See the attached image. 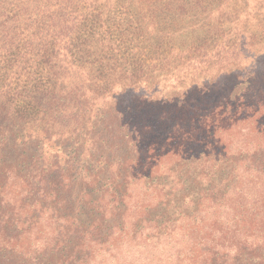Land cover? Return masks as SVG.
Instances as JSON below:
<instances>
[{
  "label": "trees",
  "instance_id": "trees-1",
  "mask_svg": "<svg viewBox=\"0 0 264 264\" xmlns=\"http://www.w3.org/2000/svg\"><path fill=\"white\" fill-rule=\"evenodd\" d=\"M192 91L245 146L126 122ZM0 264H264V0H0Z\"/></svg>",
  "mask_w": 264,
  "mask_h": 264
},
{
  "label": "rangeland",
  "instance_id": "rangeland-1",
  "mask_svg": "<svg viewBox=\"0 0 264 264\" xmlns=\"http://www.w3.org/2000/svg\"><path fill=\"white\" fill-rule=\"evenodd\" d=\"M253 69L254 72L257 71V65L256 69ZM238 76V73H233L229 78H222V80L217 85V90L226 87L227 84L234 83V81L236 82ZM239 81L243 83L244 78L243 80ZM215 96V99L213 98L212 100H216L219 98V96H217L216 94ZM196 97L197 96H194L192 91L190 92V94H188V96H186V98H175L178 99L175 105L180 106L179 109L171 110V113H169L170 111L167 112L166 107V111L155 110L157 113L151 112L149 114L143 113L141 111V108L139 109V102L136 99L127 98L126 102L129 104L124 109L125 112H128L126 115V122H128V124H131V128H134L135 126H138L139 129H143V127L150 128L149 130L150 132H152L151 134H154L155 136H159L161 138L163 137V139H161V142H164L170 136L172 137L169 140L170 144H176L179 142L186 143L187 147H190L189 150L193 152V156L196 153L205 152V150H207V153H209L210 149H216L215 146H217L218 143H220L218 148H220L223 144L226 149H230L231 147L235 148V150H233L234 152L246 145L247 138L246 136H244L245 131H242L240 129L247 127L244 123H240V121H242L241 118L235 119L234 117H223L222 114H214L212 115V117L208 118L210 114L202 115L196 110L193 111L192 102ZM207 103L210 104V101H208ZM128 107H130V110ZM204 116L206 120H204ZM215 121H217L216 123L218 124V126H221L220 128H212V125L215 123ZM149 125H151V127H148ZM215 130L221 131L214 135L213 132H215ZM251 143L253 144L255 143V141L253 140L251 141ZM195 162L196 164L198 163L197 161ZM196 164L193 168V178L196 177V179H201L202 176H198L199 170H195ZM181 178L183 180L182 184L186 185L185 188H182L181 190L179 188L180 183L176 185L175 188L177 189L178 196H180V194H187L192 192L193 197L197 198L199 194L198 190L200 188L198 184L200 185L202 183H198V181L195 182V180L193 179L192 191V189L190 188V182L184 176H181Z\"/></svg>",
  "mask_w": 264,
  "mask_h": 264
}]
</instances>
